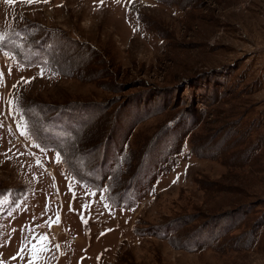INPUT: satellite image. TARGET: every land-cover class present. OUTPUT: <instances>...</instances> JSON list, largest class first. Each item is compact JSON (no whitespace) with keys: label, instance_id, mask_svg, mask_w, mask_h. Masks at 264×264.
I'll use <instances>...</instances> for the list:
<instances>
[{"label":"rangeland","instance_id":"rangeland-1","mask_svg":"<svg viewBox=\"0 0 264 264\" xmlns=\"http://www.w3.org/2000/svg\"><path fill=\"white\" fill-rule=\"evenodd\" d=\"M171 1L0 0V34L26 62L0 46V264H29L42 235L36 264H264V0ZM57 45L91 49L88 64L51 69ZM21 101L41 104L37 122ZM101 107L95 167L151 143L128 203L48 147L52 124Z\"/></svg>","mask_w":264,"mask_h":264},{"label":"trees","instance_id":"trees-1","mask_svg":"<svg viewBox=\"0 0 264 264\" xmlns=\"http://www.w3.org/2000/svg\"><path fill=\"white\" fill-rule=\"evenodd\" d=\"M161 1L166 3L172 2L171 0ZM36 27L37 28H35L33 32L27 34L30 37L29 41L31 43H35L37 35H45L47 33L39 26ZM0 46H2V48L5 50H9L15 54L16 57L21 59V62L26 63L25 60L22 59V55L20 54L18 47L11 45L8 39L4 38L1 41ZM90 51L91 49L80 48L78 51H76V54H68L65 52L64 46L62 45H57L56 47L52 46L43 50V52L47 55V64L50 66V68L64 75L78 74V70L82 67V65L88 64ZM80 77L83 78V75L80 74ZM40 107L41 104L38 102H20V108L22 109V113L27 121L30 120L28 113H31L32 119L37 122L38 116H35L34 111H38V109L40 110ZM101 111V117L96 111H92L88 117H85L84 120L77 122L78 125L74 128L68 126L59 128L55 126V124H52L54 126V131L58 132L61 130V135L58 138H55L53 133L51 134L47 132L46 134L49 136L50 140L56 141V143L51 142L50 146L48 147H51L60 153L64 166L78 181L96 190L105 185L107 189L108 201L113 205H119L122 202L128 203L130 199V195L128 194L133 189H130L132 183H134L136 177L140 175V170L144 165H146L145 162L150 158V155H148V151L150 150L148 146H150L151 143L148 144L143 151H136L131 148L125 150V147L121 148L115 159L112 160L113 164L110 165V168L107 170H101V166H99L100 168L95 167L93 165L94 158L91 160V155L89 152H92L91 146L93 143L98 139H101L102 133L99 131V129H91L89 126H92L93 120H98L108 113L107 109L104 107H101ZM69 116L70 115H68V117ZM112 116L113 115H111V112H109L107 117L111 118ZM107 122H104L103 128L105 125H107L105 124ZM27 127L29 129L30 125L27 124ZM38 140L42 145L47 147L48 143L45 142L42 136L39 134ZM83 141L89 145H82ZM103 142L104 143H102V145L104 147L99 160L100 162L103 157V160L101 161L102 163L107 159V151L105 148H107L108 138L106 137ZM86 173H90L91 175L95 174L96 176L92 178H86Z\"/></svg>","mask_w":264,"mask_h":264},{"label":"snow or ice","instance_id":"snow-or-ice-1","mask_svg":"<svg viewBox=\"0 0 264 264\" xmlns=\"http://www.w3.org/2000/svg\"><path fill=\"white\" fill-rule=\"evenodd\" d=\"M16 0H5V3H8V4H12V3H15ZM35 2V0H26V3H33ZM45 2H47V0H45ZM101 3H103V0H101ZM4 39V36L3 34H0V40H3ZM5 55H7V53H5ZM38 75L40 76H43L44 75V70L42 69ZM35 77L31 78V79H24L23 77L21 78V81L24 83V84H30L32 82V80H34ZM3 80V73H0V81ZM20 83V81H18V84ZM13 87H16V85H13ZM19 97H17V102L19 101ZM9 104L11 105L12 104V101H9ZM16 111H21L20 108H16L15 109ZM20 128H24L25 125L22 123L20 126ZM21 134H25L24 132H22ZM57 159V162L60 161V157L59 155H57L56 157ZM37 163H39V161H37ZM71 191V188L69 189ZM86 222V221H85ZM53 223H59V216L57 215V218L53 221H51L49 223V227H51V224ZM101 235H103V233H101ZM48 240V237L47 235H42L39 237V245H32V251H31V259L29 260V264H36V260L39 259V253H42V252H45L47 251V247H46V241ZM21 252H23V246L21 248ZM18 255H20V253H18Z\"/></svg>","mask_w":264,"mask_h":264},{"label":"bare ground","instance_id":"bare-ground-1","mask_svg":"<svg viewBox=\"0 0 264 264\" xmlns=\"http://www.w3.org/2000/svg\"><path fill=\"white\" fill-rule=\"evenodd\" d=\"M58 232V231H57Z\"/></svg>","mask_w":264,"mask_h":264}]
</instances>
